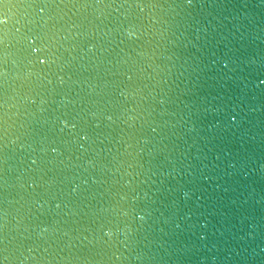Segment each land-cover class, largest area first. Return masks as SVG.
I'll return each mask as SVG.
<instances>
[{
  "label": "water",
  "instance_id": "95a60500",
  "mask_svg": "<svg viewBox=\"0 0 264 264\" xmlns=\"http://www.w3.org/2000/svg\"><path fill=\"white\" fill-rule=\"evenodd\" d=\"M0 264H264V0H0Z\"/></svg>",
  "mask_w": 264,
  "mask_h": 264
}]
</instances>
